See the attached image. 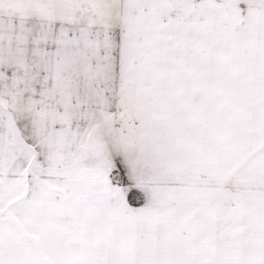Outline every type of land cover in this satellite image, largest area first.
<instances>
[{"label":"snow or ice","instance_id":"1","mask_svg":"<svg viewBox=\"0 0 264 264\" xmlns=\"http://www.w3.org/2000/svg\"><path fill=\"white\" fill-rule=\"evenodd\" d=\"M0 264H264V0H0Z\"/></svg>","mask_w":264,"mask_h":264}]
</instances>
